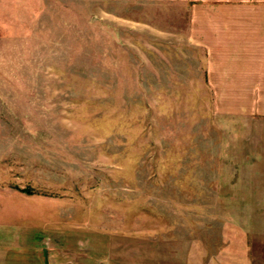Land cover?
Returning a JSON list of instances; mask_svg holds the SVG:
<instances>
[{"label": "rangeland", "instance_id": "rangeland-1", "mask_svg": "<svg viewBox=\"0 0 264 264\" xmlns=\"http://www.w3.org/2000/svg\"><path fill=\"white\" fill-rule=\"evenodd\" d=\"M35 16L0 30L7 246L37 264H240L213 204L206 63H159L141 4Z\"/></svg>", "mask_w": 264, "mask_h": 264}, {"label": "crops", "instance_id": "crops-1", "mask_svg": "<svg viewBox=\"0 0 264 264\" xmlns=\"http://www.w3.org/2000/svg\"><path fill=\"white\" fill-rule=\"evenodd\" d=\"M78 1L141 4L145 36H157L156 44L147 40L148 51L158 52L159 63H206L213 204L225 214L234 259L250 264L252 244L264 259V0ZM49 2L0 0V30L36 17ZM5 231L2 216L0 264H37L31 248L7 246Z\"/></svg>", "mask_w": 264, "mask_h": 264}, {"label": "trees", "instance_id": "trees-1", "mask_svg": "<svg viewBox=\"0 0 264 264\" xmlns=\"http://www.w3.org/2000/svg\"><path fill=\"white\" fill-rule=\"evenodd\" d=\"M22 192H25V193H27V194L31 193V192L28 191V190H22Z\"/></svg>", "mask_w": 264, "mask_h": 264}]
</instances>
